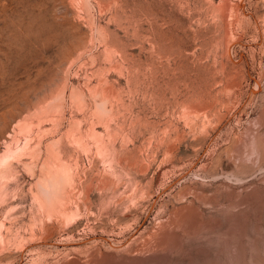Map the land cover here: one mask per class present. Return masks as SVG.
<instances>
[{
	"label": "rangeland",
	"instance_id": "374dc122",
	"mask_svg": "<svg viewBox=\"0 0 264 264\" xmlns=\"http://www.w3.org/2000/svg\"><path fill=\"white\" fill-rule=\"evenodd\" d=\"M0 264H264V0H0Z\"/></svg>",
	"mask_w": 264,
	"mask_h": 264
}]
</instances>
